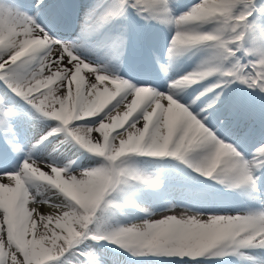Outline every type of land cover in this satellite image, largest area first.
<instances>
[{"label":"snow or ice","instance_id":"1","mask_svg":"<svg viewBox=\"0 0 264 264\" xmlns=\"http://www.w3.org/2000/svg\"><path fill=\"white\" fill-rule=\"evenodd\" d=\"M137 19L172 30L162 85L133 74ZM106 245L264 264V0H0V264H115Z\"/></svg>","mask_w":264,"mask_h":264},{"label":"rangeland","instance_id":"2","mask_svg":"<svg viewBox=\"0 0 264 264\" xmlns=\"http://www.w3.org/2000/svg\"><path fill=\"white\" fill-rule=\"evenodd\" d=\"M146 35V33H144ZM121 65H123V63H121L118 67H112L111 70L113 71H118L119 67H121ZM111 67V66H110ZM121 111H123V109H121ZM174 193V191H173ZM176 197L179 199L181 195H178V194H175ZM223 199V198H222ZM157 204H158V201L157 200H150V201H146L145 198L142 200V201H139L138 202V207L141 208V207H149L151 206L153 208V210H158L157 208ZM222 209L226 210V211H233L234 208L232 209H229L227 205L223 206L221 205ZM245 207V202L240 206V208H244ZM179 210L174 213V214H178ZM169 214H173V213H169ZM142 213L141 212H138V213H133V212H130V211H127V210H123V213L117 217L114 218V222H113V226H119V225H122V224H127L129 222H133L135 221L139 216H141ZM122 223V224H120ZM116 249V248H115ZM117 252L113 253L112 252H108L107 251V254L111 257L114 258H117L118 257V260L116 261L115 264H129V260L126 258L128 257L127 256V253H123L121 250L117 249L116 250ZM120 259H122V261H120ZM133 264H139V262L135 261Z\"/></svg>","mask_w":264,"mask_h":264},{"label":"bare ground","instance_id":"3","mask_svg":"<svg viewBox=\"0 0 264 264\" xmlns=\"http://www.w3.org/2000/svg\"><path fill=\"white\" fill-rule=\"evenodd\" d=\"M73 3L77 6V9L79 8H82L84 7L87 3H84L83 5L81 4H76V2L73 0ZM140 24L145 27L144 25H150V27H148L147 29L150 30V32L154 35L155 37V47H158V48H161V46H163L165 43L162 42L161 40V37L162 35H167L169 32H171L172 30H170L169 26L165 25V24H160V23H156V22H143V21H140ZM142 45L143 47L145 48V45H144V42H142ZM146 49V48H145ZM186 58H181V61H184ZM189 61L191 62H195V61H198V59L196 57H192ZM195 66L193 64L190 63L189 67L186 68L187 70H182L181 72H184V71H191ZM126 71V66H121L120 67V72H121V75L124 74V72ZM134 74V73H133ZM214 201H216V199L214 198L213 199ZM40 207V206H38ZM42 210H47L46 207H43ZM174 214V213H173ZM122 224V223H120ZM123 225V224H122Z\"/></svg>","mask_w":264,"mask_h":264}]
</instances>
